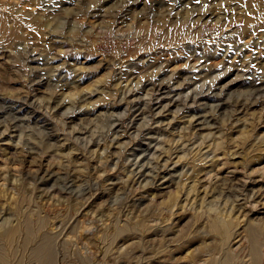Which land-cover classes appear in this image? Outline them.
<instances>
[{"label":"rangeland","instance_id":"1","mask_svg":"<svg viewBox=\"0 0 264 264\" xmlns=\"http://www.w3.org/2000/svg\"><path fill=\"white\" fill-rule=\"evenodd\" d=\"M0 264H264V0H0Z\"/></svg>","mask_w":264,"mask_h":264},{"label":"bare ground","instance_id":"2","mask_svg":"<svg viewBox=\"0 0 264 264\" xmlns=\"http://www.w3.org/2000/svg\"><path fill=\"white\" fill-rule=\"evenodd\" d=\"M33 24V23H32ZM158 88V87H157Z\"/></svg>","mask_w":264,"mask_h":264}]
</instances>
